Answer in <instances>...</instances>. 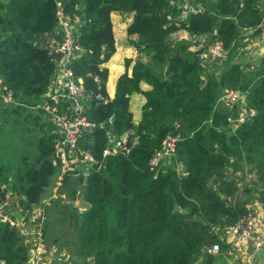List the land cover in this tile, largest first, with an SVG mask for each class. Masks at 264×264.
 Here are the masks:
<instances>
[{
	"label": "trees",
	"instance_id": "trees-1",
	"mask_svg": "<svg viewBox=\"0 0 264 264\" xmlns=\"http://www.w3.org/2000/svg\"><path fill=\"white\" fill-rule=\"evenodd\" d=\"M192 1L201 3L203 10L180 19L178 0H64L63 10L80 20L77 40L84 48L69 65L90 95L86 112L96 124L83 135L82 145H90L102 166L86 177L79 170L77 176L71 170L64 174L57 195L51 198L53 216L51 203L46 205L44 236L62 248L57 224H72L80 264H193L197 260L226 264L220 252L207 250L216 239L210 230L216 223L242 217L250 201L249 196L238 195L242 186L229 176L230 170L246 164L255 167L254 183L264 201V52L250 68L235 58L241 43L238 31L260 30L264 0ZM112 11L132 13L126 32L137 34L131 43L147 59L138 56L130 74L125 59L114 95L104 103L95 95L106 94L108 68L101 63L115 50ZM56 21V0H0V75L26 103L12 105L11 112L16 117L33 108L28 125L39 126L34 153L23 152L14 163L0 162V200L12 191L24 205L39 203L57 176L56 133L51 123L46 122V127L43 121L38 123L41 109L33 107L46 97L55 68L47 49L34 41L52 32ZM178 29L209 33L208 42L214 36L222 41L227 57L216 66L218 70L207 68L199 57L201 49H191L190 39L170 37ZM142 80L151 88L141 90ZM223 86L245 92V107L254 114L232 126L228 116L233 113L235 123L241 106H220ZM133 91L145 97L137 124L128 106ZM6 106L0 100L1 112ZM107 130L117 135L132 130L126 136L129 150L103 156ZM171 130L178 136L175 155L184 171L167 164L154 171L149 161ZM62 192L71 199L83 197L90 206L80 210ZM27 255L23 238L7 221H0V260L25 264Z\"/></svg>",
	"mask_w": 264,
	"mask_h": 264
},
{
	"label": "built area",
	"instance_id": "built-area-1",
	"mask_svg": "<svg viewBox=\"0 0 264 264\" xmlns=\"http://www.w3.org/2000/svg\"><path fill=\"white\" fill-rule=\"evenodd\" d=\"M181 12V19L186 18L189 12H198L203 10L201 3L192 0H178ZM64 0H56L57 21L54 29L50 33H45L44 38L36 37L41 46L47 49L49 56L52 58L55 68L48 86L47 100H44L42 107L45 109L46 120L52 123V131L56 133L54 140V161L57 164L56 182L59 184L64 173L70 168H77L76 163L82 164L83 174L86 175L93 168H100L101 164L93 153L90 151V145L83 146L82 138L88 130H91L95 123L89 120L86 114V106L89 101V93L84 87L82 79L75 77L71 66L69 65L73 58L81 55L84 48L77 40V26L80 22L77 15H69L63 10ZM260 30L254 32V28L248 31L258 36V39H264V21L260 23ZM203 35V34H202ZM196 38L202 37L195 34ZM257 39V40H258ZM259 45V43H257ZM251 46V44L249 45ZM196 49H201L199 57L203 63L212 57H223L227 50L221 40L215 36L211 41L197 42ZM207 59V60H206ZM97 79V76H95ZM245 92L231 86H223L218 97V102L226 106L234 107L240 103L241 109H244V119L246 116L254 114L252 108L245 107ZM15 92L12 88L6 87L2 76L0 75V100L9 104L15 100ZM244 96L243 99H241ZM96 98L99 101L106 102L109 97L103 92H97ZM240 109V110H241ZM130 132V130H128ZM128 131L121 135H116L108 130V142L103 148L102 155H108L117 152H127L129 150L126 144ZM178 136L171 130L162 140V147L156 148L149 163L154 171L163 168V164L168 167H175L178 171L183 172L184 168L175 155V142ZM136 141V137L134 138ZM77 166V167H76ZM236 175L238 172H235ZM251 176V177H250ZM242 178L248 181L253 179L251 168L248 173L242 174ZM11 201L8 193L5 199L0 200V221L4 220L23 237L25 241L28 258L27 264H64L71 263L72 258L67 256L66 252L56 253L54 246H48L45 243L42 226L44 221L43 208L31 205L24 208L25 218L29 217L32 225L28 227L29 222L17 224L12 215L9 214ZM247 212L234 222L228 224L216 223L212 226L211 232L216 236L207 248L210 252L221 250V242H228L246 246L251 244L254 249L264 248V216L255 215L254 202H248ZM219 229H221L219 231ZM235 242V243H234ZM51 256H50V255ZM247 264H257L252 255L247 257ZM264 264V263H263Z\"/></svg>",
	"mask_w": 264,
	"mask_h": 264
},
{
	"label": "rangeland",
	"instance_id": "rangeland-1",
	"mask_svg": "<svg viewBox=\"0 0 264 264\" xmlns=\"http://www.w3.org/2000/svg\"><path fill=\"white\" fill-rule=\"evenodd\" d=\"M260 1V0H259ZM126 18L123 16L121 17V21L123 22ZM239 36H240V46L235 54V58L237 61H239L243 67L246 68H250L251 66H253L255 64L254 59L256 57H258L260 54H262L264 52V39H258V36H255L254 33H249V31H247V29L242 28L238 31ZM180 34V32H179ZM181 36V35H180ZM193 43L194 42H199V41H208L210 34H203L201 35L202 37L196 38L195 36H192V38H190V34L187 35ZM39 38H44V34L43 35H39ZM171 37V35H170ZM182 38H184V36H181ZM173 38V35L171 37ZM258 39V40H257ZM256 43H259L256 44ZM251 44V46L253 48H251V46H249ZM135 48L136 46L134 44H132ZM193 44H191L192 47ZM197 44L195 45L194 48L192 49H196ZM138 50V49H137ZM139 53H141V55L139 54L140 58L142 60H146L147 59V55L142 52V51H138ZM77 57V56H76ZM138 57V56H137ZM227 57V53L223 56V57H212L209 60H207V62H205L204 64L207 65V68H214L215 70H218V65L220 63V61L223 60V58ZM222 59V60H221ZM218 66V67H216ZM217 69H216V68ZM232 87V86H231ZM239 88V87H238ZM245 96V94H244ZM244 96L241 98L243 99ZM18 99H15V101H13L10 104H7L9 106L3 107L4 111H0V162L2 163H7V162H15V160L18 159V157H20V155L23 152H28L30 154L35 152V144H36V138L38 136V124L33 126L32 124L28 125V118H31L32 113L34 112L33 108H28L25 112L23 111L20 115L16 116L11 112V106L14 104H17L16 101ZM220 106L223 107L225 106V104L220 103ZM243 107V104L241 105ZM232 106H230L229 109H231ZM235 109L237 111H235ZM234 109V114L237 115L238 114V109L235 108ZM240 110V109H239ZM235 116L233 114H229L228 119L232 120L231 124L232 126H235L239 121L244 119V109L242 108L240 110V116L238 119H236L237 121L234 123V119ZM43 121V119L38 118V123H41ZM48 123V121H43L44 126L46 127L47 125L45 123ZM32 160V158H31ZM251 168V173H252V177H254L253 179H249L248 181H246L245 179L242 178V174H246L248 173V170L250 171ZM11 171V170H10ZM238 172V174L236 175L235 172ZM7 174L9 175V172H7ZM229 176L233 177L234 181L236 180L237 183L240 184V186H242L238 193L239 196H249L251 197H256L257 199L261 200L260 198V187H258L257 184L254 183V180H256V174H255V167H252V165L250 164H246L244 165L243 168H239L237 170L231 171L228 173ZM251 177V176H250ZM214 188H217V182H215L213 184ZM255 188L254 190L250 191H246L249 188ZM258 188V190H256ZM245 191V192H244ZM52 193H50V187H48L45 190V193L43 195V197L41 198V202H42V206L46 209V205H48L47 201H48V196H51ZM234 199H236V193L234 194ZM264 202V201H263ZM264 208V204L262 206ZM50 215H54L55 209L54 206L50 205ZM83 210V209H82ZM72 213L74 214V216H77V214L74 213V211H72ZM72 218V216H69L68 218H66V220H70ZM75 218V217H74ZM74 220V219H73ZM71 227V228H70ZM57 232L59 233V239L62 243V248H64L63 251L66 252L68 258L69 256H73L77 261L73 262V264H80L81 260L76 253L75 250V234L72 232V224L68 225L67 221H64L62 223V225L57 224ZM221 229H219L220 231ZM50 241V240H49ZM56 245V244H55ZM57 246V245H56ZM250 253V251H249ZM251 255V254H250ZM256 257L263 262L264 261V248H260V250L256 251L255 253ZM223 262H225L224 258H221Z\"/></svg>",
	"mask_w": 264,
	"mask_h": 264
},
{
	"label": "crops",
	"instance_id": "crops-1",
	"mask_svg": "<svg viewBox=\"0 0 264 264\" xmlns=\"http://www.w3.org/2000/svg\"><path fill=\"white\" fill-rule=\"evenodd\" d=\"M123 16L126 19L122 22L120 19ZM111 20L113 23V30H114L115 50H114L113 54H111V56L105 62H102V65H105L108 68V74H107V79H106V84H105L106 93L110 97H113L114 92H115V86H116L117 78L125 70V59H129V63L127 65V72L130 74L134 60L137 58V56H139V54L141 55V53H139L137 48H135L131 43V40H134L137 37V34L136 33L128 34L126 32V28L132 20V13L131 12L128 13V12H121V11H112L111 12ZM245 29H247V31H248L249 28H245ZM179 32H180V34H179ZM249 33H252V32H249ZM188 34H190V38L192 36H194L193 34L188 32V30L181 29V30H178L176 32L171 33V37L173 35V38H175V39H180V38H182L181 36H184V38H189L187 36ZM191 44H193L191 47V49H192L195 47L197 42H194V43L192 42ZM139 87L141 90H147V89L151 88V85L148 84L147 82H145L144 80H142L139 82ZM144 101H145V97L141 92L133 91L129 96V105L128 106L132 112V121L134 124H137L141 118V106H142ZM76 165L82 166V164H80V163H76ZM76 192L80 195L79 189H77ZM56 195L57 194L52 195V197H54ZM60 195L67 202H71L72 205H77L79 207V202H80L82 197L78 196V197H76V199H71V197L66 192H62V193H60ZM52 197L48 196V201H47L48 204L51 203ZM9 199L11 201V205L9 207V214L12 215V217H14L17 224L23 225L24 224V218H25L23 206L19 203V201L17 200L16 196L13 193L9 194ZM229 200L231 202H233L235 200L234 196H231ZM249 200L250 201H248V202H254V204H255L256 210H255L254 214L258 215V216H264V208L262 207L264 202L262 200L257 199L256 197L255 198L251 197ZM41 204H42V202L39 201V203H37L35 206H39ZM30 220L31 219L29 217L25 218V221L29 222L28 227H30L32 225ZM44 224H45V221L43 222V226H42L43 235H44ZM43 237L45 240L46 237L45 236H43ZM26 240H27V238H23L24 243ZM26 244H28V243H26ZM47 245L48 246H54L56 249V253H59L60 251L64 250V248H59L58 246H56L55 243L47 242ZM258 250H260V249H258ZM258 250L254 249L251 244H248L246 246H241L239 244L228 243L226 241L225 243L222 244L221 254H222L226 264H247V257L250 254L256 260L257 264H263L264 261L261 262L255 255L256 251H258ZM249 251H250V253H249ZM64 263H66V262H64ZM69 264H73V262L69 263ZM193 264H201V262L197 261Z\"/></svg>",
	"mask_w": 264,
	"mask_h": 264
},
{
	"label": "clouds",
	"instance_id": "clouds-1",
	"mask_svg": "<svg viewBox=\"0 0 264 264\" xmlns=\"http://www.w3.org/2000/svg\"><path fill=\"white\" fill-rule=\"evenodd\" d=\"M179 17H180V16H179ZM180 19H181V18H180ZM178 30H181V29H178ZM178 30H176V31H178ZM183 30H185V29H183ZM176 31H175V32H176ZM188 32H189V31H188ZM191 34H193V35L195 36L196 33H191ZM204 34H208V33H204ZM197 35H198V34H197ZM201 35H202V34H200V36H201ZM191 38H192V37H191ZM180 39H182V38H180ZM186 39H187V38H186ZM101 65H102V63H101ZM52 74H53V73H52ZM51 76H52V75H51ZM50 80H51V78H50ZM49 83H50V81H49ZM233 88H235V87H233ZM100 92H101V91H100ZM104 94H105V93H104ZM105 95H107V96L109 97V99L112 98V97H110L107 93H106ZM245 95H246V94H245ZM45 96H46V97H45L44 99L39 100L35 105H33L34 108H40V109H41V118L43 119V121L46 120V117H47V116H46V114H45V109L42 107V103H43L44 100H47V99L49 98V96H48V90H47ZM95 96H96V95H95ZM15 99H18V98L15 96ZM109 99H108V100H109ZM89 100H90V97H89ZM108 100H107V101H108ZM14 101H15V100H14ZM98 101H99V100H98ZM107 101H106V102H107ZM2 103H3V102H2ZM11 103H12V102H11ZM16 103H20V104H23V105L26 104V103H25V99H23V101H21V100L18 99V100L16 101ZM104 103H105V102H104ZM3 104H5V103H3ZM9 104H10V103H9ZM88 104H89V101H88V103H87L86 108L88 107ZM225 106H226V105H225ZM86 114H87V112H86ZM232 114H233V113H232ZM110 117H111V116H110ZM110 117L108 118L109 121H111V120H110ZM89 120H90V119H89ZM46 121H47V120H46ZM48 122H49V121H48ZM49 123H51V122H49ZM51 124H52V123H51ZM95 125H96V124H95ZM99 125H102V124H99ZM52 128H53V127H52ZM107 131H108V130H107ZM131 131H132V130H130V133H131ZM110 132H112V131L110 130ZM125 132H126V131H125ZM114 134H115V133H114ZM116 135H117V134H116ZM120 135H121V134H120ZM107 136H108V133H107ZM55 138H56V137H55ZM134 138H135V137H134ZM136 138H137V137H136ZM54 140H55V139H54ZM136 140H137V139H136ZM54 162H55V161H54ZM100 164H101V163H100ZM101 166H102V165H101ZM101 166H100V167H101ZM82 169H83L82 167L78 166L77 168H70V169H68L67 171H70V170H71V171H73L74 176H77V175H78V171H77V170H79V171L81 172V175L84 176V177H86V175H87L88 173H87L86 175H84L83 172H82V171H83ZM96 169H99V168H96ZM67 171H66V172H67ZM66 172H65V173H66ZM65 173H64V174H65ZM57 174H58V172H57ZM63 176H64V175H63ZM56 177H57V176H56ZM61 182H62V180H61ZM61 182H60V183H61ZM60 183H59V184H60ZM59 184L56 182V178H55L54 184L51 186V189H50V192L52 193V195H55V194H56L57 187H58ZM8 189H9V188H8ZM7 193H8V195H9L10 193H13V192H12V191H8ZM13 194L16 196L17 200L19 201V203H20L24 208H28V207H30L31 205H36V204H37V203H36V204H31V205H24V204H22V203L20 202V197H21V196H18V195L15 194V193H13ZM82 198H83V197H82ZM82 198H81V199H82ZM80 201H81V200H80ZM39 206L43 208V212H44V221H45V213H46L47 211H46V209L42 206V204L39 205ZM79 208H80V207H79ZM80 210H81V209H80ZM44 221H43V222H44ZM7 223H8V222H7ZM221 224H222V223H221ZM8 225H9V223H8ZM9 226H10V225H9ZM10 227H11V226H10ZM11 228L14 229V230H16V229L13 228V227H11ZM16 231H17V233H18V230H16ZM210 231H211V230H210ZM211 233H212V232H211ZM18 234H19V233H18ZM212 234H213V233H212ZM19 235H20V234H19ZM20 236H21V235H20ZM43 236H44V235H43ZM214 236H215V235H214ZM21 237H22V236H21ZM215 237H216V236H215ZM22 238H23V237H22ZM23 242H24V241H23ZM45 243L47 244L46 239H45ZM222 243H225V242H221L220 245H221ZM24 244H25V243H24ZM25 245H26V244H25ZM207 248H208V247H207ZM221 248H222V246H221ZM62 251H63V250H62ZM209 252H210V251H209ZM217 252H220V253H221V250H219V251H217ZM217 252H212V253H217ZM70 257L72 258V260H74V262L77 261L73 256H70ZM27 258H28V255H27ZM27 258H26V260H25V264H27ZM89 260H91V259H89ZM1 261H2V264H4L3 260H1ZM197 261H199V260H197ZM197 261H195V262H197ZM72 262H73V261H72ZM72 262H71V263H72ZM195 262H194V263H195ZM64 264H69V263L66 262V263H64ZM87 264H89V263H87Z\"/></svg>",
	"mask_w": 264,
	"mask_h": 264
},
{
	"label": "water",
	"instance_id": "water-1",
	"mask_svg": "<svg viewBox=\"0 0 264 264\" xmlns=\"http://www.w3.org/2000/svg\"><path fill=\"white\" fill-rule=\"evenodd\" d=\"M114 118V116L112 115L110 117V120H112ZM90 206V203L88 201H86L84 198L81 199V201L79 202V207L80 209H84ZM0 264H2V261L0 260Z\"/></svg>",
	"mask_w": 264,
	"mask_h": 264
}]
</instances>
